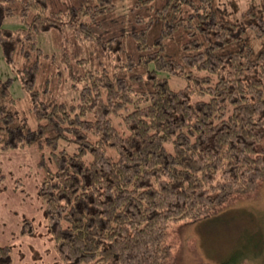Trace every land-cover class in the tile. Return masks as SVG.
I'll return each mask as SVG.
<instances>
[{"label": "trees", "instance_id": "obj_1", "mask_svg": "<svg viewBox=\"0 0 264 264\" xmlns=\"http://www.w3.org/2000/svg\"><path fill=\"white\" fill-rule=\"evenodd\" d=\"M222 2L0 0V49L29 113L0 79V153L38 152L66 264H171L174 222L263 183L264 0L241 23ZM14 17L21 28H2Z\"/></svg>", "mask_w": 264, "mask_h": 264}, {"label": "rangeland", "instance_id": "obj_2", "mask_svg": "<svg viewBox=\"0 0 264 264\" xmlns=\"http://www.w3.org/2000/svg\"><path fill=\"white\" fill-rule=\"evenodd\" d=\"M221 6L241 23L243 12L260 8L261 0H223ZM21 26L14 17L6 18L2 28L15 31ZM162 75L174 89L186 85L184 79ZM8 77L14 78L11 92L26 110L27 93L0 49V79ZM29 122L36 127L34 120ZM38 159L30 147L0 153V245L12 247L13 264H66L55 250L45 203L38 195ZM167 240L172 245L171 264H264V181L252 196L234 200L210 218L174 222Z\"/></svg>", "mask_w": 264, "mask_h": 264}]
</instances>
